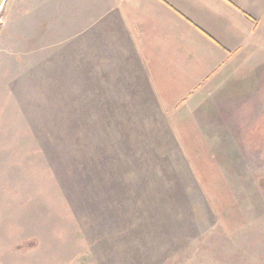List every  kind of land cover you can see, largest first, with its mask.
I'll use <instances>...</instances> for the list:
<instances>
[{
    "label": "rangeland",
    "instance_id": "374dc122",
    "mask_svg": "<svg viewBox=\"0 0 264 264\" xmlns=\"http://www.w3.org/2000/svg\"><path fill=\"white\" fill-rule=\"evenodd\" d=\"M79 2L0 14V264H264V55L174 125Z\"/></svg>",
    "mask_w": 264,
    "mask_h": 264
},
{
    "label": "crops",
    "instance_id": "0c3cea01",
    "mask_svg": "<svg viewBox=\"0 0 264 264\" xmlns=\"http://www.w3.org/2000/svg\"><path fill=\"white\" fill-rule=\"evenodd\" d=\"M78 11L80 43L109 33L111 78L132 73L174 125H195L240 64L264 55V0H85Z\"/></svg>",
    "mask_w": 264,
    "mask_h": 264
},
{
    "label": "water",
    "instance_id": "95a60500",
    "mask_svg": "<svg viewBox=\"0 0 264 264\" xmlns=\"http://www.w3.org/2000/svg\"><path fill=\"white\" fill-rule=\"evenodd\" d=\"M6 1L7 0H0V14H1L3 8H4V5H5Z\"/></svg>",
    "mask_w": 264,
    "mask_h": 264
}]
</instances>
